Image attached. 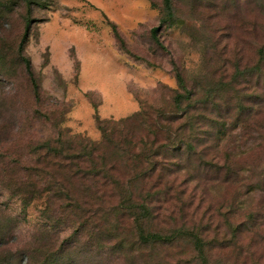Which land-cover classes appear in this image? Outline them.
Wrapping results in <instances>:
<instances>
[{"label": "rangeland", "instance_id": "1", "mask_svg": "<svg viewBox=\"0 0 264 264\" xmlns=\"http://www.w3.org/2000/svg\"><path fill=\"white\" fill-rule=\"evenodd\" d=\"M171 4L167 18L161 0H0V262L78 264L79 252L97 253L87 235L64 250L71 226L47 218L42 199L27 205L14 193L30 145L57 134L98 141L94 115L118 120L141 106L166 107L184 89L200 125H225L217 149L192 160L202 165L192 184L198 188L188 186L181 202L201 210L186 226L209 224L206 239L218 227L213 238L232 243L223 253L205 251L208 264H264V0ZM204 140L188 141L200 149L211 145ZM224 161L234 165V183L222 181ZM37 243L45 248L32 256L15 253ZM48 244L62 255L50 257ZM184 245L176 252L189 259Z\"/></svg>", "mask_w": 264, "mask_h": 264}, {"label": "trees", "instance_id": "2", "mask_svg": "<svg viewBox=\"0 0 264 264\" xmlns=\"http://www.w3.org/2000/svg\"><path fill=\"white\" fill-rule=\"evenodd\" d=\"M161 5L169 18L173 14L171 0H161ZM163 23L164 19L159 22ZM109 27L118 41L115 27ZM157 29L150 30L152 38L156 39ZM26 37L27 29L19 42V51ZM24 67L31 80L28 60H24ZM176 81L181 90L182 79L176 76ZM191 96L184 89L175 90L168 106H141L138 112L118 120H100L94 115L100 134L98 141L80 135L57 134L54 140L29 146V164L22 170L13 191L27 205L34 199H42V213L46 216L51 213L49 219L54 224L61 223L63 228L71 226L70 241L64 250L83 235L91 237L97 253L79 252L75 257L78 264L88 261L92 264H208L205 251L227 250L229 240L213 238L218 227L211 230L213 237L206 239L210 234L209 224H195L189 230L185 223L187 217L194 221L200 214V208L192 207L191 202L188 205L181 202L188 186L193 191L198 188L192 184L196 180L195 171L202 165L194 166L192 160L202 161L206 151L217 149L221 142L219 136L224 133L218 128L225 126L216 127L210 122L200 125L201 118L190 113ZM202 137L211 145L197 149V145L188 141L192 138L199 143ZM222 167L225 169L223 183H234V165L224 161ZM187 209L191 211L189 215ZM172 226L176 228H169ZM227 228L230 240L231 235L234 239V227ZM62 231H53L51 241ZM180 243L190 248L189 259L181 251L176 252ZM36 245L28 244L15 253L34 254L45 248L39 243ZM48 245L50 257L62 255L61 247L53 251L51 244ZM172 248H175L173 253Z\"/></svg>", "mask_w": 264, "mask_h": 264}]
</instances>
